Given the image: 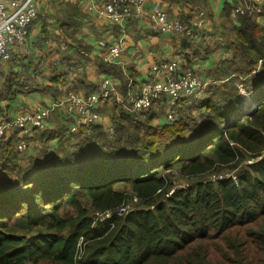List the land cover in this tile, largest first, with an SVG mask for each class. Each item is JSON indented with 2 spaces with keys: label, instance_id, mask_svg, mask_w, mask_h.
I'll return each mask as SVG.
<instances>
[{
  "label": "trees",
  "instance_id": "16d2710c",
  "mask_svg": "<svg viewBox=\"0 0 264 264\" xmlns=\"http://www.w3.org/2000/svg\"><path fill=\"white\" fill-rule=\"evenodd\" d=\"M228 2L227 17L238 4ZM237 20L233 55L173 123L157 121V101L114 114L113 131L40 130L28 160L0 138V264H264V23ZM177 164L186 185L160 172Z\"/></svg>",
  "mask_w": 264,
  "mask_h": 264
},
{
  "label": "crops",
  "instance_id": "0c3cea01",
  "mask_svg": "<svg viewBox=\"0 0 264 264\" xmlns=\"http://www.w3.org/2000/svg\"><path fill=\"white\" fill-rule=\"evenodd\" d=\"M227 3V0H148L141 12L119 25L99 15L101 0H38L39 13L30 26L25 49L19 51L17 60H0V97L3 96L0 110L5 113V116L0 115V120L11 118L20 110L50 107L69 90L83 94L98 90L105 75H114L101 65L106 62L103 58L106 49L99 45V40H104L108 46L121 45L124 49L120 66L126 75L120 76L122 79L117 76L123 95L130 89L139 91L149 80L148 72L160 63L177 62L178 72L193 69L209 84L212 80L209 71L221 59L230 58L234 53L232 43L240 23L234 8L229 18L225 15ZM156 8L187 23L203 15L198 37L191 39L185 34L156 30L151 18ZM259 21L264 23L263 19ZM229 24L233 25L234 37L223 48L218 45L223 40L215 27H228ZM24 84H29L31 89H22ZM242 85L239 83L240 87ZM201 95L194 99H199L195 103L200 102ZM122 106L116 102L97 105L102 118L100 124L106 130L113 131L112 116L125 111ZM161 106L163 112H167L168 96L158 105ZM157 121L170 123L162 114ZM73 122V116L55 110L47 122V130L67 124L71 131ZM40 132V129H31L28 133L14 130L4 140L10 139L14 146L18 137H26V151L19 152L17 144L15 147L28 160L41 153ZM29 149L31 151L26 154Z\"/></svg>",
  "mask_w": 264,
  "mask_h": 264
},
{
  "label": "built area",
  "instance_id": "2783aa9c",
  "mask_svg": "<svg viewBox=\"0 0 264 264\" xmlns=\"http://www.w3.org/2000/svg\"><path fill=\"white\" fill-rule=\"evenodd\" d=\"M148 0H101L98 13L101 17L111 22L123 25L133 15L142 11ZM228 1V0H227ZM230 1V0H229ZM235 12L245 15L250 12L256 19L264 21V0H231ZM38 0H0V60H12L15 54L27 45L30 26L38 16ZM200 17L192 23L169 17L167 12L156 8L151 13L154 27L159 32H175L185 34L191 39L198 37V27L203 23ZM99 45L106 49L103 56L107 63H123L124 49L121 45L108 46L104 40H99ZM177 62L155 64L148 72L149 80L144 83L139 91H127L123 95L120 91V82L112 74L105 75L98 90L83 94L76 90H69L63 99L58 100L50 107H39L36 110H22L21 113L0 122V138H7L14 130L30 132L32 128L45 130L47 122L55 110L67 116H73L74 122L71 131L75 132L82 125L88 126L102 120L97 110V105L105 102H116L123 105L126 110H143L151 107L157 101L169 98L167 120L174 121L181 107V100L189 102L199 97L208 82L202 81L199 74L193 69L178 72ZM260 66L253 70L257 73ZM253 92L245 94L250 98ZM252 100V99H251ZM3 136V137H1ZM17 149L24 152L28 146L26 137H18ZM233 173V172H232ZM227 175V174H224ZM124 207L120 210L126 212ZM107 212L105 217H110Z\"/></svg>",
  "mask_w": 264,
  "mask_h": 264
},
{
  "label": "rangeland",
  "instance_id": "374dc122",
  "mask_svg": "<svg viewBox=\"0 0 264 264\" xmlns=\"http://www.w3.org/2000/svg\"><path fill=\"white\" fill-rule=\"evenodd\" d=\"M220 25V24H219ZM219 25H217L215 28L217 29L216 31L217 32H220V37L219 38H222V40H223V43L222 44H218V45H220V47H223L224 48V45L226 46L229 42H231L232 41V39H233V37H234V32H232V30H233V25L231 26L230 24H229V28L228 27H226V26H224V25H222V26H219ZM230 27H231V29H230ZM219 47V48H220ZM25 49V48H24ZM17 58V54H15L14 56H13V59L14 60H17L16 59ZM258 67V66H257ZM197 72V71H196ZM197 73H199V72H197ZM256 74V73H255ZM199 76H200V78L202 79V77H203V75H201L200 73H199ZM202 81H203V79H202ZM28 88H30L31 89V87H28ZM241 94L242 95H244L245 96V94H247V93H249L248 92V89L249 88H244V85H242L241 87ZM253 92V91H252ZM250 98L248 99V97H245L246 98V100H245V103H244V106L245 107H247V106H250V104L251 103H253L252 104V106H255L256 104H255V102L253 101V95L252 96H249ZM252 99V100H251ZM4 111H1L0 110V115H2V116H5V113L4 114H2ZM22 111L20 110L18 113H16V115H18L19 113H21ZM160 113V112H159ZM162 115H164L165 116V118L166 117H168V114H167V112H165L164 111V113H162ZM53 117V116H52ZM164 118V117H163ZM0 122H1V120H0ZM169 122H172L173 123V121H169ZM1 137H3V136H1ZM3 139H5V138H3ZM45 142H47V141H44V144H45ZM47 145H50V149H52V150H55V151H62V149L63 148H61L60 147V143H58L57 142V140H52V141H49V142H47ZM41 149V148H40ZM26 151V150H25ZM31 151V149H29L27 152H26V154L27 153H29ZM179 169H180V165L179 164H177V165H175V166H173V168L171 169V170H168V171H166V170H164L163 168H160V172H162V173H167V174H170L171 175V178H172V180L175 182V184L176 185H186L188 182H189V179H186V178H184V177H182L181 176V174L179 173ZM233 171H236V170H233ZM238 172L240 171H242V168H239L238 170H237ZM226 174L228 173V172H225ZM119 188H124V184H121L120 185V187ZM136 201H137V199H136V197H134L133 198V200H132V202L130 203L129 202V205H128V207H130V206H132L133 204H135L136 203ZM107 214V213H106ZM106 214H101V216L103 217V216H105Z\"/></svg>",
  "mask_w": 264,
  "mask_h": 264
},
{
  "label": "bare ground",
  "instance_id": "6f19581e",
  "mask_svg": "<svg viewBox=\"0 0 264 264\" xmlns=\"http://www.w3.org/2000/svg\"><path fill=\"white\" fill-rule=\"evenodd\" d=\"M254 105V104H253ZM255 106H250L249 107V110L251 111V110H253V108H254Z\"/></svg>",
  "mask_w": 264,
  "mask_h": 264
}]
</instances>
